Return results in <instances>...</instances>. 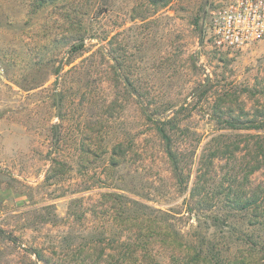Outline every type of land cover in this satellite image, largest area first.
Listing matches in <instances>:
<instances>
[{
    "label": "rangeland",
    "instance_id": "374dc122",
    "mask_svg": "<svg viewBox=\"0 0 264 264\" xmlns=\"http://www.w3.org/2000/svg\"><path fill=\"white\" fill-rule=\"evenodd\" d=\"M214 2L0 0V264H264V49Z\"/></svg>",
    "mask_w": 264,
    "mask_h": 264
},
{
    "label": "built area",
    "instance_id": "2783aa9c",
    "mask_svg": "<svg viewBox=\"0 0 264 264\" xmlns=\"http://www.w3.org/2000/svg\"><path fill=\"white\" fill-rule=\"evenodd\" d=\"M210 39L213 46L230 53L264 49V0H215ZM0 58V83L5 78Z\"/></svg>",
    "mask_w": 264,
    "mask_h": 264
},
{
    "label": "trees",
    "instance_id": "16d2710c",
    "mask_svg": "<svg viewBox=\"0 0 264 264\" xmlns=\"http://www.w3.org/2000/svg\"><path fill=\"white\" fill-rule=\"evenodd\" d=\"M159 132L166 142L167 154L170 157V159L174 162L175 168H177L176 162H175L176 161V155L172 150L170 136L167 133L166 127L161 126L159 129ZM259 200L260 199L256 195H247L246 194L245 196H238L236 198L230 199V202H231L232 206L236 209H246V210L254 211V210H258V208L260 206ZM200 202L207 203L209 201L206 198H202V199H200ZM137 253H138V250H136V249H131V251H130L131 256H135ZM38 255L41 258V255L40 254H38ZM46 264H49V263H47V261H46Z\"/></svg>",
    "mask_w": 264,
    "mask_h": 264
},
{
    "label": "water",
    "instance_id": "95a60500",
    "mask_svg": "<svg viewBox=\"0 0 264 264\" xmlns=\"http://www.w3.org/2000/svg\"><path fill=\"white\" fill-rule=\"evenodd\" d=\"M57 104H59V101H58V99H57Z\"/></svg>",
    "mask_w": 264,
    "mask_h": 264
}]
</instances>
